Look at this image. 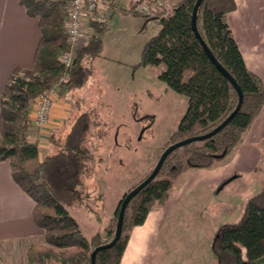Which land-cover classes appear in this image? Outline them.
Wrapping results in <instances>:
<instances>
[{
  "label": "trees",
  "instance_id": "obj_1",
  "mask_svg": "<svg viewBox=\"0 0 264 264\" xmlns=\"http://www.w3.org/2000/svg\"><path fill=\"white\" fill-rule=\"evenodd\" d=\"M138 1H134L130 9L135 13ZM196 1L179 0L170 13L158 17L160 28L145 43L141 62L137 65L163 66L159 78L170 89L188 98L187 109L167 146L210 132L239 102L236 87L212 61L193 29ZM21 2L31 16L38 18L42 36L34 66L17 68L3 91L0 160L10 161L15 181L36 202L34 219L46 233V244L29 247L28 264H44L47 256L62 258L66 264H91L93 250L112 239L103 241L101 232L87 238L67 207L76 203L79 186L92 158L86 141L95 124L93 115L82 112L57 152L40 160L39 143L29 137L32 130L30 112L44 90L54 87L62 95L85 85L92 69L82 60H93L101 55L109 16L104 21L88 19L91 32L88 31L85 44L77 50L73 64L66 67L59 56L70 48L65 29L69 0ZM235 9V0H203L197 27L213 55L241 88V108L214 136L187 143L167 156L158 175L129 202L122 235L113 246L97 253L96 264H120L133 228L145 222L153 207L169 199L175 180L189 168L210 167L233 152L262 110L264 80L246 66L228 21V14ZM227 183L228 180L221 187ZM119 205L120 202L117 214ZM116 228L117 223L115 230H109V237L115 236ZM212 249L216 264H264V184L249 198L238 221L218 227Z\"/></svg>",
  "mask_w": 264,
  "mask_h": 264
},
{
  "label": "rangeland",
  "instance_id": "obj_2",
  "mask_svg": "<svg viewBox=\"0 0 264 264\" xmlns=\"http://www.w3.org/2000/svg\"><path fill=\"white\" fill-rule=\"evenodd\" d=\"M178 1L174 0V4ZM171 6L154 16L134 11L124 16V11L115 10L103 34L101 55L82 60L92 73L85 85L74 91L78 101L74 114L88 111L93 115L95 124L86 141L92 158L77 201L67 208L87 238L101 232L103 241L113 239L114 234H108L115 230L120 200L153 169L187 109L188 98L159 78L163 66H137L145 43L160 28L158 17L170 13L174 5ZM144 17L158 21L146 23ZM87 34L88 31L80 39L81 46ZM31 125L37 128L32 121ZM187 176L177 181V187ZM214 197L205 191L191 194L172 211L173 245L158 252L165 264L217 263L212 249L217 226L238 221L235 219L239 216L219 212ZM55 258L62 260L47 256L44 263ZM158 259L156 255L152 264L160 263Z\"/></svg>",
  "mask_w": 264,
  "mask_h": 264
},
{
  "label": "crops",
  "instance_id": "obj_3",
  "mask_svg": "<svg viewBox=\"0 0 264 264\" xmlns=\"http://www.w3.org/2000/svg\"><path fill=\"white\" fill-rule=\"evenodd\" d=\"M112 1L114 6L107 17L111 14L112 19L118 9L124 11V16L134 13L130 9L136 0ZM235 1L236 9L228 14V21L246 66L264 80V0ZM150 20L158 21L155 18L145 21ZM41 36L38 18L27 12L21 0H0V110L3 91L14 71L34 66ZM74 91L57 94L48 125L32 128L30 132V139L39 143L40 160L57 152L71 125L82 113L74 114L78 107ZM184 175L188 176L177 187V181ZM227 180L229 183L221 187ZM263 184L264 106L233 152L210 167L189 168L175 180L169 199L153 208L145 222L132 230L120 264H152L156 255L160 263L154 264H165L158 252L173 245L172 211L180 207L184 197L202 191L215 195L218 211L227 216H239L237 220L249 198L258 193ZM226 192L229 195H225ZM35 206L34 199L15 181L10 161L0 160V264H27L29 246L46 243V233L34 219Z\"/></svg>",
  "mask_w": 264,
  "mask_h": 264
},
{
  "label": "built area",
  "instance_id": "obj_4",
  "mask_svg": "<svg viewBox=\"0 0 264 264\" xmlns=\"http://www.w3.org/2000/svg\"><path fill=\"white\" fill-rule=\"evenodd\" d=\"M173 6L174 0H139L136 11L144 16H154ZM171 6V7H172ZM113 8L112 0H69V11L65 22L70 48L59 56V61L70 67L80 47V39L85 36L88 29V19L104 21ZM57 97L56 88L44 90L36 99L30 119L33 125L44 127L50 122L52 106ZM44 264H66L60 259H47Z\"/></svg>",
  "mask_w": 264,
  "mask_h": 264
},
{
  "label": "water",
  "instance_id": "obj_5",
  "mask_svg": "<svg viewBox=\"0 0 264 264\" xmlns=\"http://www.w3.org/2000/svg\"><path fill=\"white\" fill-rule=\"evenodd\" d=\"M203 0H197L196 4L194 6L193 9V15H192V25H193V29L197 35V37L200 39L201 43L203 44V46L205 47V49L207 50L209 56L211 57L212 61L217 65V67L229 78V80L233 83V85L236 87L238 93H239V102L236 106V108L233 110V112L223 121L221 122L218 126H216L213 130H211L210 132H207L203 135H199V136H194V137H190L187 138L185 140L170 144L169 146H167L163 152L161 153L157 164L155 165V167L153 168L152 172L150 173V175L143 180L140 184H138L136 187H134L131 191H129L127 194H125L123 196V198L120 200V205H119V212H118V218H117V228H116V233L115 236L113 237V239L106 243V244H102L100 246H97L93 252H92V262L91 264H96V255L97 253L104 249V248H108L113 246L116 241L120 238V236L122 235V231H123V222H124V216H125V211L126 208L129 204V202L131 201V199L137 195V193H139V191H141L150 181H152L159 173L165 159L167 158V156L176 148H179L187 143L193 142V141H198V140H203L205 138H210L212 136H214L215 134H217L219 131H221L230 121L231 119L234 117V115L239 111V109L241 108L242 102H243V92L241 90V88L239 87L237 81L234 79V77L222 66V64L216 59V57L213 55V53L211 52V50L209 49L208 45L206 44V42L203 40V38L200 35V32L198 30L197 27V17H198V11L199 8L202 4ZM221 157L224 156V153L220 155Z\"/></svg>",
  "mask_w": 264,
  "mask_h": 264
}]
</instances>
